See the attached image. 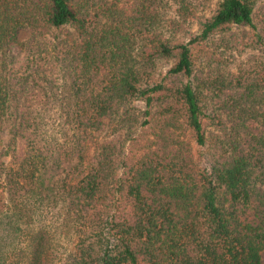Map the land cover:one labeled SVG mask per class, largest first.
Listing matches in <instances>:
<instances>
[{
    "label": "trees",
    "instance_id": "16d2710c",
    "mask_svg": "<svg viewBox=\"0 0 264 264\" xmlns=\"http://www.w3.org/2000/svg\"><path fill=\"white\" fill-rule=\"evenodd\" d=\"M2 1V34L27 21L35 36L12 47L9 86L0 71V116L17 122L0 158V264H263L264 54L202 75L193 56L229 26L255 29L257 0H220L196 33L160 27L153 0ZM136 102L168 131L110 170L108 120ZM186 129L214 147L200 164L173 137Z\"/></svg>",
    "mask_w": 264,
    "mask_h": 264
},
{
    "label": "rangeland",
    "instance_id": "374dc122",
    "mask_svg": "<svg viewBox=\"0 0 264 264\" xmlns=\"http://www.w3.org/2000/svg\"><path fill=\"white\" fill-rule=\"evenodd\" d=\"M134 0H129L133 2ZM147 1V0H138ZM3 5L8 6L14 13H19V0H3ZM103 2V1H101ZM158 9L160 27H188L189 31L196 33L201 19L212 16L217 10L220 0H153ZM98 3V0H94ZM128 3V2H126ZM253 23L255 29L249 26H229L217 33L210 41L193 50L196 62V74H208L215 70H235L246 63H252L263 57V46L259 45L257 34L264 36V0H257L254 5ZM15 33L7 36L0 30V71L7 82L11 71L9 56L13 46L19 45L27 49L35 36V28L27 21L18 22ZM0 27H6L0 22ZM71 32L73 30L70 29ZM66 31L57 32L61 38ZM189 33V32H188ZM188 35V34H187ZM186 35V36H187ZM53 35L50 33L49 37ZM24 53V52H23ZM174 60L162 62L157 70L159 79L166 77L167 72L174 65ZM213 76V75H212ZM8 84V82H7ZM9 86V84H8ZM132 106L121 112H126L123 120L113 117L108 120L106 138L116 140V148L110 152L109 168L119 171L124 161L132 157H139L149 152L156 151L162 141L161 132L168 131L160 126L157 116L151 124L144 125V105L140 102L129 104ZM185 128V127H184ZM17 122L11 114L0 116V158L9 160L16 150ZM172 131V130H171ZM169 130V132H171ZM210 141L219 134L215 128L211 129ZM174 139L186 141L191 146V152L197 164L203 161L201 155L210 156L214 147H199L192 139L189 130L173 133ZM204 159V158H203ZM264 264V253H262Z\"/></svg>",
    "mask_w": 264,
    "mask_h": 264
}]
</instances>
